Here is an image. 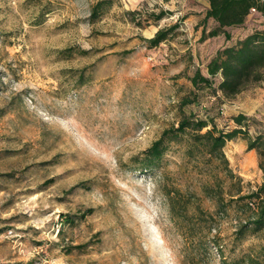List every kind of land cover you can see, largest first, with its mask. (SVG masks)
Returning <instances> with one entry per match:
<instances>
[{"label":"rangeland","instance_id":"rangeland-1","mask_svg":"<svg viewBox=\"0 0 264 264\" xmlns=\"http://www.w3.org/2000/svg\"><path fill=\"white\" fill-rule=\"evenodd\" d=\"M97 1L0 0V264H264V228L239 233L252 213L228 201L238 184L241 194L264 184V155L246 139L223 147L236 177L184 142L154 169L136 159L189 113L228 129L242 112L258 122L255 135L264 78L232 96L215 91L220 74L209 87L190 78L207 75L217 49L264 28V16L250 12L226 39L202 36L217 26L202 20L204 0H103L92 15ZM160 10L169 13L154 20ZM215 179L224 207L203 191ZM175 189L183 197L172 212L165 192Z\"/></svg>","mask_w":264,"mask_h":264},{"label":"trees","instance_id":"trees-1","mask_svg":"<svg viewBox=\"0 0 264 264\" xmlns=\"http://www.w3.org/2000/svg\"><path fill=\"white\" fill-rule=\"evenodd\" d=\"M103 0H98L91 10L95 15L103 7ZM209 6L206 8L202 20L212 18L217 26L207 33L203 31L202 36H216L222 32L226 39L231 37L226 27L237 26L246 20L251 8L264 16V1L260 0H208ZM169 11L160 10L153 14V19L162 18ZM177 24L158 29L150 38H145L149 46H157L167 39ZM207 75L196 70L190 78L191 83L196 87H209L212 84L211 77L220 74L216 90L225 96H232L243 89L249 83L260 81L264 78V28L255 29L240 38L235 44L224 46L216 50L215 55L206 65ZM197 94L193 92L192 97H185L182 104L195 102ZM234 126L228 129L217 128L213 120H209L194 113L182 117L176 125L164 128L158 137L154 139L148 147L136 159L142 169H154L158 166L169 147L175 143L186 144L185 152L192 158L197 154L204 157L206 161L217 160L224 167L226 176L236 177L228 167V160L223 152L226 142L241 136L247 140V150L256 149L260 156L264 155V124L257 130L255 135L250 136L249 128L257 122L254 118L239 112L232 116ZM258 123V122H257ZM255 127H258L255 126ZM260 168L264 169L263 159L259 161ZM215 184L205 182L203 191L214 198L222 207L226 206L223 196V188L214 180ZM80 185V184H78ZM166 191L172 212L175 209L177 197H183L179 190ZM264 184L257 190L241 194V186L237 185L234 194H230L228 201H241L244 208L251 211V216L241 224L239 233H243L245 227L251 225L254 229L264 228ZM236 195V196H233ZM186 203V202H185ZM185 207V206H184ZM93 211L87 208L78 216L64 215V222L75 223L78 219H83Z\"/></svg>","mask_w":264,"mask_h":264},{"label":"crops","instance_id":"crops-1","mask_svg":"<svg viewBox=\"0 0 264 264\" xmlns=\"http://www.w3.org/2000/svg\"><path fill=\"white\" fill-rule=\"evenodd\" d=\"M207 1H208V0H204V6H205L206 8L209 6V4H208Z\"/></svg>","mask_w":264,"mask_h":264},{"label":"built area","instance_id":"built-area-1","mask_svg":"<svg viewBox=\"0 0 264 264\" xmlns=\"http://www.w3.org/2000/svg\"><path fill=\"white\" fill-rule=\"evenodd\" d=\"M260 1H264V0H260ZM255 11V8H251V12H254Z\"/></svg>","mask_w":264,"mask_h":264}]
</instances>
